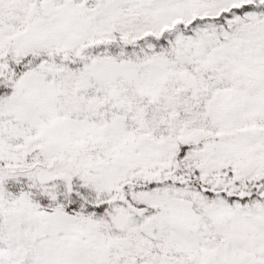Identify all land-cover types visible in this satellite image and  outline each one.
<instances>
[{
	"label": "snow or ice",
	"instance_id": "snow-or-ice-1",
	"mask_svg": "<svg viewBox=\"0 0 264 264\" xmlns=\"http://www.w3.org/2000/svg\"><path fill=\"white\" fill-rule=\"evenodd\" d=\"M0 264H264V0H0Z\"/></svg>",
	"mask_w": 264,
	"mask_h": 264
}]
</instances>
